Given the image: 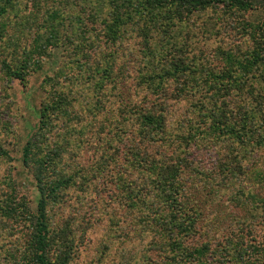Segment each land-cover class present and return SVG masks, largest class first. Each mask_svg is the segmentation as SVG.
<instances>
[{"label":"rangeland","instance_id":"rangeland-1","mask_svg":"<svg viewBox=\"0 0 264 264\" xmlns=\"http://www.w3.org/2000/svg\"><path fill=\"white\" fill-rule=\"evenodd\" d=\"M80 1L11 0L0 14V264H27L40 185L50 230L84 237L73 264H264V57L239 73L262 50L264 3L214 0L164 35L93 7L111 0ZM165 38L194 49L188 78L151 73L172 63V46L153 55ZM165 101L170 133L151 137L135 113ZM165 157L198 211L182 261L126 201ZM142 197L147 213L163 199Z\"/></svg>","mask_w":264,"mask_h":264},{"label":"trees","instance_id":"trees-1","mask_svg":"<svg viewBox=\"0 0 264 264\" xmlns=\"http://www.w3.org/2000/svg\"><path fill=\"white\" fill-rule=\"evenodd\" d=\"M10 1L11 0H8V2L6 1L7 3L0 7V14L6 12V8ZM82 1L83 0L74 3L75 6H79L78 4H81ZM114 1L115 2H112V0L111 2H104V4L96 2L93 7L99 9V7L103 8L104 5H108L111 8L112 22L113 20H118V22L123 21L124 19L131 20L129 18L132 17L133 22L135 24L139 22L140 24L138 23V25H140L142 29L147 28L151 31L152 28L154 30V33H159L158 30L160 28H163L164 35H167L168 33L166 29L170 30L168 28L170 20L172 21L177 17V19H183L185 17H188L189 14L196 13V9L202 8L203 10H205L207 8H210L214 3V0ZM261 1L264 3V0ZM83 2H85L84 4L87 6L92 5V1L84 0ZM134 2L135 4H132ZM238 2L239 3L237 5V8H241V5L245 4H240V1ZM97 5H99V7H96ZM61 7L62 5L60 4L58 6V9L55 11L57 12L58 16H54L53 19L54 21L58 20V22L61 21L63 23L65 17H60L59 19V16H61L62 12L63 14L66 13V11L61 10ZM54 23L57 24L56 22ZM123 23L125 24V22ZM146 24L151 26V28L146 27L148 26ZM170 39L172 40V38ZM170 39L165 38V40H163V43L160 44L161 48H157V50L154 51L153 55H168L173 51L169 49V47L172 46L174 50L176 49V52L174 53L173 57L170 58L172 62L171 65H164L160 69H152L151 73L162 75V78L171 76L172 74L174 76L184 74L185 77H189L191 74L190 72L194 71L195 67L197 68L196 64H194V67L190 64L191 62L189 63L188 59H186L192 51L194 52V49L192 47L190 49L189 47H181L180 49H177L178 44L176 42L172 43ZM1 40L2 35L0 33V41ZM262 45V50L255 49L254 55H248L246 57V60L240 61L242 64L241 71L243 69L245 72L239 71V73L249 74L250 71H252V66L250 65H254V57H257L258 59H262L264 57V43H262ZM175 54H177V56ZM251 56H253V61L250 60ZM184 57L186 61H184ZM230 58L231 61L232 59L234 60V62L238 61L237 58ZM229 72L233 74L237 71ZM239 89L242 90L243 87H239ZM187 92L190 91H186L185 93ZM166 101L164 103L161 102L160 105H158L160 107V111H158V108L154 107V104L152 103L149 104V107L142 108L140 110L138 109L139 112L135 113L136 116L141 120L142 131L144 130V133L146 132V134H150L151 137H154L155 134L168 135L170 133L169 123L167 121V118L165 117V113H167L168 111V109L165 108ZM26 153L27 151L25 152V154ZM169 160H167V158L165 157V159L161 161V166H158V171H155L156 167L153 169L154 172L152 171L151 173L150 171H148L147 176H150L148 177L150 179H146V181H144V187H147V189H144V191H142L140 194L138 192L127 194L126 201L128 202L129 207L131 206V209L139 210L138 216H140V220L147 225L149 231H156L158 233L159 231H161L165 236V233L169 235V237L172 239V243L176 246V248L179 249V252L176 253V256L180 258L179 261H182L184 260V258H186L185 252L187 251V245L184 243V240L190 234L196 233L197 217H195L194 215H197L198 211H196L197 209H195L194 207L188 206L189 202L182 199L184 198V194H186L185 192L187 191L185 187L186 185H184V182L181 183L176 181V176L178 175L179 171L177 174L174 172L175 170H177L175 168H172L174 167L175 163H172ZM151 183L153 184L151 185ZM38 188L41 195L38 202L37 211L35 213V224L32 237L33 240L31 243V247L29 248L30 257L26 256L25 259L24 256V261L27 262V264H73L78 254V248L81 249V247L83 246L84 237L78 238L75 241L71 238V236H67L70 235L67 230L63 231L64 233L58 230L57 232H52L50 230L48 218L46 215L47 201L44 195L46 188L41 185ZM148 189H155L156 192L160 193L161 197L163 198H160V200H158L159 203H157V209L150 210V213L144 212L142 211V209H140V206L144 201V197L142 196L147 195ZM125 234L127 237L128 233L125 232ZM199 261V258L195 257L194 259L190 260V263H200ZM125 264H127L126 261Z\"/></svg>","mask_w":264,"mask_h":264}]
</instances>
